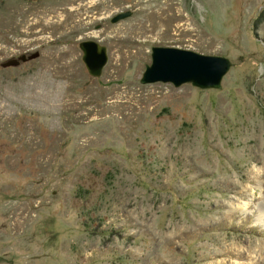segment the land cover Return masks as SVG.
Here are the masks:
<instances>
[{
	"label": "rangeland",
	"instance_id": "1",
	"mask_svg": "<svg viewBox=\"0 0 264 264\" xmlns=\"http://www.w3.org/2000/svg\"><path fill=\"white\" fill-rule=\"evenodd\" d=\"M154 46L231 67L143 84ZM0 264H264V0H0Z\"/></svg>",
	"mask_w": 264,
	"mask_h": 264
},
{
	"label": "water",
	"instance_id": "2",
	"mask_svg": "<svg viewBox=\"0 0 264 264\" xmlns=\"http://www.w3.org/2000/svg\"><path fill=\"white\" fill-rule=\"evenodd\" d=\"M132 14V10L121 11L111 18V22L117 23ZM79 48L83 53L82 60L88 73L95 78L101 77L110 58L108 47L99 40L86 39L80 41ZM39 56V51L25 53L9 58L2 63V66L16 67ZM230 67V59L224 56L202 54L179 47L154 46L152 63L146 66L141 82L143 84L172 83L176 87L191 83L203 89H218L221 88L222 79Z\"/></svg>",
	"mask_w": 264,
	"mask_h": 264
}]
</instances>
